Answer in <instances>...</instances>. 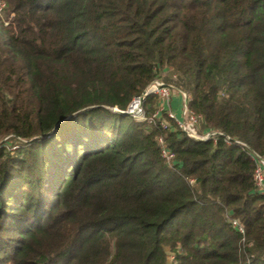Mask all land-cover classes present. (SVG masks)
I'll list each match as a JSON object with an SVG mask.
<instances>
[{"label":"trees","instance_id":"trees-1","mask_svg":"<svg viewBox=\"0 0 264 264\" xmlns=\"http://www.w3.org/2000/svg\"><path fill=\"white\" fill-rule=\"evenodd\" d=\"M0 2V264H264V0Z\"/></svg>","mask_w":264,"mask_h":264},{"label":"built area","instance_id":"built-area-1","mask_svg":"<svg viewBox=\"0 0 264 264\" xmlns=\"http://www.w3.org/2000/svg\"><path fill=\"white\" fill-rule=\"evenodd\" d=\"M174 81L176 82V80ZM174 90L176 91V94L180 97L182 101L180 119H178L174 113H172L170 110H167L166 108L170 103L169 97ZM150 95L157 96L160 99L159 112L166 111L167 117L173 120L176 124V127L181 132H183L187 137L201 142L212 141L213 143H217L220 138H223L224 143H226L227 145H232V144L238 146L242 145L237 141H231L230 138L223 135L219 131L213 130V131H208L204 134H199L198 127L200 124V118L196 116L188 108V104L191 101V97L189 95L182 93L181 89L177 87L175 83L173 84V81L169 83V81L167 80L165 82L162 79L159 78L156 79L138 97L132 99L131 103L128 105L125 111L119 113H125L126 115L132 117L137 122L145 121L143 102ZM161 126L163 128H166L168 125L165 122H163L161 123ZM159 142L162 141L159 140ZM161 153H162V157L166 159V161L170 162L172 160L173 154L166 151L164 147ZM250 158L255 164V169L253 173V181L255 188L260 194H264V159L253 154L250 155ZM230 222L232 227L236 228L239 233H243L242 227L236 221H230ZM171 256L173 257V255ZM172 260H174V258H172ZM169 264L171 263L169 262ZM172 264H175V262L173 261Z\"/></svg>","mask_w":264,"mask_h":264},{"label":"crops","instance_id":"crops-1","mask_svg":"<svg viewBox=\"0 0 264 264\" xmlns=\"http://www.w3.org/2000/svg\"><path fill=\"white\" fill-rule=\"evenodd\" d=\"M166 108L167 110H171L178 119L181 118L182 101L177 94L171 98Z\"/></svg>","mask_w":264,"mask_h":264},{"label":"rangeland","instance_id":"rangeland-1","mask_svg":"<svg viewBox=\"0 0 264 264\" xmlns=\"http://www.w3.org/2000/svg\"><path fill=\"white\" fill-rule=\"evenodd\" d=\"M4 7V5L0 2V11H1V9ZM159 79H162V80H164L165 82H166V80L167 81H169V83H171V81H173V84L175 83V81L174 80H176V78L174 77V76H171V74H170V72H168V71H163L160 75H159ZM176 95V91L174 90L173 92H172V94L170 95V97H169V100H171V98L173 97V96H175ZM171 111V110H170ZM172 112V111H171ZM173 113V112H172ZM166 123V122H165ZM7 140V139H6ZM3 141H5V140H3ZM7 142H9V141H7ZM172 256H170V259H169V262L172 264L173 263V260H172Z\"/></svg>","mask_w":264,"mask_h":264},{"label":"water","instance_id":"water-1","mask_svg":"<svg viewBox=\"0 0 264 264\" xmlns=\"http://www.w3.org/2000/svg\"><path fill=\"white\" fill-rule=\"evenodd\" d=\"M121 114L126 115L125 113H121Z\"/></svg>","mask_w":264,"mask_h":264}]
</instances>
